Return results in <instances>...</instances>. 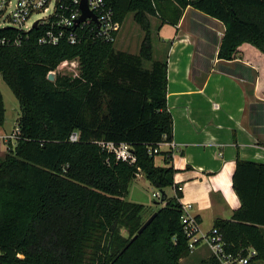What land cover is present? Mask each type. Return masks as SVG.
Returning <instances> with one entry per match:
<instances>
[{
  "label": "trees",
  "instance_id": "trees-1",
  "mask_svg": "<svg viewBox=\"0 0 264 264\" xmlns=\"http://www.w3.org/2000/svg\"><path fill=\"white\" fill-rule=\"evenodd\" d=\"M107 1L117 20L134 13L144 26L138 53L100 38L41 44L40 27L0 28V73L20 105L16 138L0 161V264H180L191 253L172 152H154L173 139V115L168 55L154 58L147 16L177 26L191 6L216 18L225 26L218 57L231 60L245 42L264 53V0ZM5 37L11 42L2 44ZM66 60L79 61L78 75L56 73ZM5 120L0 90V127ZM102 141L129 143L136 160L117 158ZM159 154L165 165L156 164ZM139 174L165 205L133 239L144 223L145 205L128 198ZM232 181L241 205L213 228L230 250L254 247L264 261V162L238 155ZM195 264L220 263L209 255Z\"/></svg>",
  "mask_w": 264,
  "mask_h": 264
},
{
  "label": "crops",
  "instance_id": "crops-1",
  "mask_svg": "<svg viewBox=\"0 0 264 264\" xmlns=\"http://www.w3.org/2000/svg\"><path fill=\"white\" fill-rule=\"evenodd\" d=\"M151 25L158 35L153 47L167 46L168 105L173 115L172 140L177 144L174 150L167 145L159 149L172 152L175 184L183 193L180 202L192 206L190 213L198 218L204 234L216 219L231 218L241 205L232 181L237 156L264 162V53L245 42L234 59L219 58L224 24L191 6L177 26L155 16ZM6 122L7 108L0 128V161L7 154L5 136L13 131L6 130ZM159 156L162 163L157 161ZM155 162L165 165V155H157ZM138 181L154 187L138 175L130 186L131 201ZM171 187L172 194L164 189L169 197L175 194ZM209 255L208 246L200 243L180 264H195Z\"/></svg>",
  "mask_w": 264,
  "mask_h": 264
},
{
  "label": "built area",
  "instance_id": "built-area-1",
  "mask_svg": "<svg viewBox=\"0 0 264 264\" xmlns=\"http://www.w3.org/2000/svg\"><path fill=\"white\" fill-rule=\"evenodd\" d=\"M80 4L81 0H0V28H14L29 32L40 27L38 40L41 44H58L64 40L76 44L84 38H100L116 42L123 23L115 18L112 5L107 0H87L88 9L95 18L88 17L79 23L78 20L83 14ZM12 41L15 45L21 44L19 36ZM9 42L11 41L6 37L1 40L2 44ZM69 62L72 63L74 60H66L59 67ZM78 137L77 133H73L71 140L75 141ZM5 138L7 141H14L16 135L11 133ZM101 144L119 159L131 162L136 160L133 146L129 143L102 141ZM161 145L169 146L170 150L177 148L173 140H164L159 143L154 152H160ZM178 189L181 190L182 187L179 186ZM161 194L160 190L153 192L154 197L159 198ZM182 206L181 220L191 252L200 243H204L220 264H257V250L254 247L239 251L230 250L222 232L215 227L201 234L199 221L190 213L192 206L190 204Z\"/></svg>",
  "mask_w": 264,
  "mask_h": 264
},
{
  "label": "rangeland",
  "instance_id": "rangeland-1",
  "mask_svg": "<svg viewBox=\"0 0 264 264\" xmlns=\"http://www.w3.org/2000/svg\"><path fill=\"white\" fill-rule=\"evenodd\" d=\"M151 21V16H147ZM134 13H129L126 15L122 29L118 35V38L115 42V48L120 50H126L133 53H138L143 41V38L146 34V30L143 25L140 24ZM152 28V25H151ZM152 40L155 43H158V35L155 31L151 29ZM167 46H159L156 44V47H153L154 58H164L167 52ZM145 65L149 66V62L145 60ZM56 73L67 74L71 76H76L79 73V61L74 60V62H69L62 67L56 69ZM0 90L4 96L5 107L7 108V122L5 125L6 130H13L18 127V118L17 112H15L16 105L19 107V102L15 97L14 93L4 81L2 74L0 73ZM18 109V108H17ZM20 111V107H19ZM20 114V113H19ZM1 128V127H0ZM11 132V133H12ZM160 155V154H159ZM166 156V155H165ZM158 163H162L161 157L157 158ZM132 184V183H131ZM137 189L132 191V200L137 201L145 205V210L142 215V221L145 222L160 206L165 205L162 196L154 197L153 192L158 190L156 187H151L146 183L141 184V181L137 183ZM168 194L173 193V188L171 186L166 187ZM158 202V203H157ZM205 248H207L205 246ZM258 264H264V261H259Z\"/></svg>",
  "mask_w": 264,
  "mask_h": 264
},
{
  "label": "water",
  "instance_id": "water-1",
  "mask_svg": "<svg viewBox=\"0 0 264 264\" xmlns=\"http://www.w3.org/2000/svg\"><path fill=\"white\" fill-rule=\"evenodd\" d=\"M80 7L82 9V16L80 17V19L78 20V22L80 23L81 21H84L86 18L88 17H94L95 16L89 11L88 9V5H87V0H81V4ZM54 73H50L49 75V79L53 80L54 79ZM157 212H154L141 226V228L138 230L137 234L133 237V239L140 233L143 232V230L151 223V221L155 218Z\"/></svg>",
  "mask_w": 264,
  "mask_h": 264
}]
</instances>
